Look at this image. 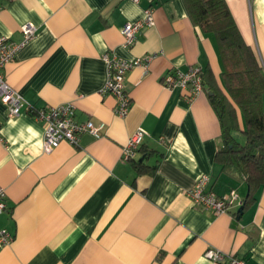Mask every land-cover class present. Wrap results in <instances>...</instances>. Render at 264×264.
I'll return each instance as SVG.
<instances>
[{
    "label": "crops",
    "instance_id": "obj_1",
    "mask_svg": "<svg viewBox=\"0 0 264 264\" xmlns=\"http://www.w3.org/2000/svg\"><path fill=\"white\" fill-rule=\"evenodd\" d=\"M226 2L264 72V0ZM0 4V37L18 43L25 24L37 29L4 69L6 82L33 110L73 103L77 123L104 125L100 138L85 133L78 146L64 142L46 153L45 123L25 108L10 117L0 99V187L7 195L0 228L13 237L0 246V264H220L204 258L208 250L264 264V186L248 201L245 181L217 163L223 129L210 79L236 108L242 130L243 116L223 85L216 36L194 25L184 0ZM148 9L155 26L127 47L122 28ZM105 55L129 62L155 55L125 77L131 99L125 118L115 97L102 94ZM192 68L205 75L204 94L190 99L188 91L165 85L167 76ZM139 129L147 136L136 161L125 163L123 148ZM137 162L156 169L139 171ZM204 175L219 197L238 192L247 202L241 214L238 206L215 215L193 204L186 193Z\"/></svg>",
    "mask_w": 264,
    "mask_h": 264
},
{
    "label": "built area",
    "instance_id": "obj_2",
    "mask_svg": "<svg viewBox=\"0 0 264 264\" xmlns=\"http://www.w3.org/2000/svg\"><path fill=\"white\" fill-rule=\"evenodd\" d=\"M131 1L136 4L139 3V0ZM154 26L155 19L152 9H148L145 12L142 20L124 25L122 34L125 38L126 46L130 47L134 44L137 34L142 29L152 28ZM21 34L22 40L18 43L11 41L8 37H0V99L7 105L10 117H19L25 108L28 113L33 114L38 120L44 122L45 134L43 150L46 153L54 151L64 142L72 146H78L81 135L85 133H89L95 138H100L104 125L96 126L91 121L85 124L77 123L75 120L77 110L75 104L68 103L57 107L33 110V107L23 96L6 82L4 69L8 64L14 62L18 53L35 39L37 29L34 25L28 23L21 28ZM154 58L155 55H151L129 62L115 56L105 55L104 59L108 66V79L102 90V94H110L115 97L117 102L116 113L119 117H127L131 110V99L125 89L126 75L136 67L147 68ZM164 83L170 89L180 88L188 91L190 99H194L205 93L203 72L198 68H192L186 73L178 72L175 75H169L164 79ZM146 136V131L139 129L131 137L123 148L122 160L125 163L136 161L138 152ZM209 183L210 177L204 175L197 180L192 189L187 191V196L195 206L209 209L215 215L228 213L235 206H243V201L236 190H232L224 197H219L214 192L208 190ZM6 198L5 190L0 187V216L7 209ZM12 241L13 237L8 231L0 228V246L10 245ZM204 258L220 264H246L244 261L233 256L214 250H208Z\"/></svg>",
    "mask_w": 264,
    "mask_h": 264
},
{
    "label": "trees",
    "instance_id": "obj_3",
    "mask_svg": "<svg viewBox=\"0 0 264 264\" xmlns=\"http://www.w3.org/2000/svg\"><path fill=\"white\" fill-rule=\"evenodd\" d=\"M190 18L205 34H213L223 64L222 81L230 99L240 110L244 129L240 128L238 113L228 97L210 79L213 92L210 101L216 109L223 129V146L216 161L224 171L244 180L251 194L264 186V72L255 51L248 46L236 24L226 0H184ZM204 87L207 84L205 75ZM244 136L243 145L235 138ZM135 162V161H134ZM139 171L156 168L135 163ZM247 202H243V209Z\"/></svg>",
    "mask_w": 264,
    "mask_h": 264
},
{
    "label": "rangeland",
    "instance_id": "obj_4",
    "mask_svg": "<svg viewBox=\"0 0 264 264\" xmlns=\"http://www.w3.org/2000/svg\"><path fill=\"white\" fill-rule=\"evenodd\" d=\"M235 138L237 139V141H238L239 143H241V144H243V145L246 143L244 136L241 135V134H236V135H235Z\"/></svg>",
    "mask_w": 264,
    "mask_h": 264
},
{
    "label": "clouds",
    "instance_id": "obj_5",
    "mask_svg": "<svg viewBox=\"0 0 264 264\" xmlns=\"http://www.w3.org/2000/svg\"><path fill=\"white\" fill-rule=\"evenodd\" d=\"M28 131H29V132H32L33 130H32V128H31V127H29V128H28ZM39 147H40V145H39V144H37V145L35 146V148H36V149H38Z\"/></svg>",
    "mask_w": 264,
    "mask_h": 264
},
{
    "label": "water",
    "instance_id": "obj_6",
    "mask_svg": "<svg viewBox=\"0 0 264 264\" xmlns=\"http://www.w3.org/2000/svg\"><path fill=\"white\" fill-rule=\"evenodd\" d=\"M209 94L212 95L213 93L212 92H209ZM242 211H243V207L240 208L239 213L241 214Z\"/></svg>",
    "mask_w": 264,
    "mask_h": 264
}]
</instances>
